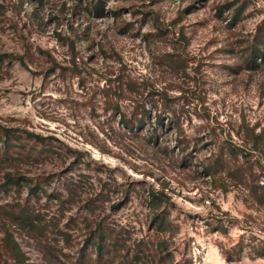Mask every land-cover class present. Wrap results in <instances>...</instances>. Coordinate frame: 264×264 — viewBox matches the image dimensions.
<instances>
[{
    "label": "rangeland",
    "instance_id": "1",
    "mask_svg": "<svg viewBox=\"0 0 264 264\" xmlns=\"http://www.w3.org/2000/svg\"><path fill=\"white\" fill-rule=\"evenodd\" d=\"M260 43L264 0H0V264H264V204L205 169L264 141Z\"/></svg>",
    "mask_w": 264,
    "mask_h": 264
},
{
    "label": "trees",
    "instance_id": "2",
    "mask_svg": "<svg viewBox=\"0 0 264 264\" xmlns=\"http://www.w3.org/2000/svg\"><path fill=\"white\" fill-rule=\"evenodd\" d=\"M264 63V43L256 44L249 49L245 53V58L243 60L244 68L248 71L255 70L260 67L261 64ZM22 65L23 62L20 61ZM150 119L147 117V121ZM155 125L163 126L164 119L160 117H155ZM170 128L173 129L175 126L174 122L171 121L169 123ZM144 123H139L138 128L140 130L144 129ZM179 144L183 145L184 142H179ZM222 152V150H221ZM220 153V151H219ZM216 156L214 160H212V164L205 166V169L208 168H217L220 167L222 170H227L236 173L239 177L242 178L241 182L247 187V190L250 192L251 196L258 201L260 204H264V141H262L261 135H256L252 138V142L246 145H238V144H230L225 148V152L223 157ZM212 156H215L212 154ZM240 157L241 162H238V158ZM220 163V164H219ZM254 169H256L257 174L253 173ZM245 173H244V172ZM246 178H243L242 174H246ZM157 194L152 195V210L156 211L157 206H154L157 203ZM118 204L113 208H117ZM155 221H157L158 226H162L164 224V219H159L157 216L154 217Z\"/></svg>",
    "mask_w": 264,
    "mask_h": 264
}]
</instances>
